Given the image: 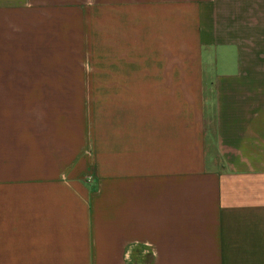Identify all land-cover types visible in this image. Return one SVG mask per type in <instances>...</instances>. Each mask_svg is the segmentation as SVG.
Here are the masks:
<instances>
[{
    "label": "crops",
    "instance_id": "1",
    "mask_svg": "<svg viewBox=\"0 0 264 264\" xmlns=\"http://www.w3.org/2000/svg\"><path fill=\"white\" fill-rule=\"evenodd\" d=\"M264 264V0H0V264Z\"/></svg>",
    "mask_w": 264,
    "mask_h": 264
},
{
    "label": "rangeland",
    "instance_id": "2",
    "mask_svg": "<svg viewBox=\"0 0 264 264\" xmlns=\"http://www.w3.org/2000/svg\"><path fill=\"white\" fill-rule=\"evenodd\" d=\"M142 259L140 260L139 263H133V264H146L148 261V255L145 252L141 253Z\"/></svg>",
    "mask_w": 264,
    "mask_h": 264
},
{
    "label": "built area",
    "instance_id": "3",
    "mask_svg": "<svg viewBox=\"0 0 264 264\" xmlns=\"http://www.w3.org/2000/svg\"><path fill=\"white\" fill-rule=\"evenodd\" d=\"M130 264H133V263H130Z\"/></svg>",
    "mask_w": 264,
    "mask_h": 264
}]
</instances>
